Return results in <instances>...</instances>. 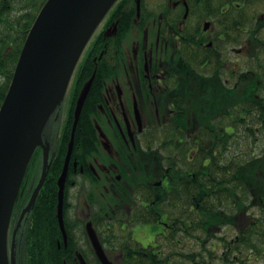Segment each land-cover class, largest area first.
<instances>
[{"label": "flooded vegetation", "instance_id": "flooded-vegetation-1", "mask_svg": "<svg viewBox=\"0 0 264 264\" xmlns=\"http://www.w3.org/2000/svg\"><path fill=\"white\" fill-rule=\"evenodd\" d=\"M134 1L132 29L120 37L115 17L101 23L93 37L102 33L106 45L83 54L95 69L75 89L65 153L56 157L66 112L55 147L43 133L34 152L11 216L14 264H102L99 249L111 264H210L218 246L225 263L241 255L242 214L212 233L205 222L195 227L194 195L180 199V187L197 165L209 167L197 156L212 134L243 131L241 102L227 116L225 96L264 81V0ZM91 79L80 116L86 105L92 133L75 144V108Z\"/></svg>", "mask_w": 264, "mask_h": 264}, {"label": "trees", "instance_id": "trees-1", "mask_svg": "<svg viewBox=\"0 0 264 264\" xmlns=\"http://www.w3.org/2000/svg\"><path fill=\"white\" fill-rule=\"evenodd\" d=\"M46 1L0 0V107L12 81L28 33ZM115 14L118 15L116 16ZM135 15L134 0H118L105 15L102 23L108 22V25H110V19L115 17L116 24H114L117 35L121 37L122 34H126L132 29ZM102 35V33L95 35L94 40L87 46L85 54L93 51V53H98L106 45ZM97 64L99 67L101 66V63L98 62ZM94 69L95 64H92V61L88 63L83 56L68 90V107L66 108V116L62 125L56 157H59L61 153H65L66 145L69 141V128L73 120V111L79 93V91L75 92L78 81H88ZM99 69L98 71H100ZM249 70L255 71L253 69ZM99 75L98 72L94 81ZM260 77L264 78V74H260ZM249 79L251 77L247 78V80ZM241 84L240 92L231 91L230 95L225 96V99L228 109L231 110L227 116L232 113L234 118L235 110L232 106L236 102H241L242 133L239 136L230 133L211 135L209 148L205 149L204 153L200 151L197 156L199 159H211L209 167L205 168L201 160L202 163L195 168V179L191 180L189 178V182L185 183V187H180L183 192V194H180V199L190 200L193 193L196 206L194 225L197 227L198 223L205 222L211 233L215 228L225 225H236V216L238 214H242L243 220L247 222L252 220L249 228L247 224H244L245 229H242L239 243L243 246L244 252L248 250L245 257L250 258L251 254L264 251V245H262L264 236L259 232L256 233L258 236L263 237V240L259 239L258 246L253 242L256 234L250 233L255 224L253 222L255 219L253 210L259 211L258 213L261 214L264 220V81L255 79L254 81H242ZM220 94L222 92L218 96ZM216 103V108H219V102ZM85 108L86 105L75 131V144L81 141L83 138L81 136H89L92 133L90 125L84 120ZM214 113H219V109L215 110ZM235 137H238V139L235 140ZM222 138H225L226 143L230 144L227 143L225 145L224 142H221ZM208 173L210 176L206 179ZM207 193L208 195H206ZM179 204H182L181 200H179ZM184 204L188 205L189 203L184 201ZM249 211L250 213L248 214ZM261 227H264V225H261ZM246 229L249 231L247 232ZM231 262V264H236L234 261ZM28 263L30 264V261ZM114 264H167V262L159 263L155 260H148L145 262L129 261Z\"/></svg>", "mask_w": 264, "mask_h": 264}, {"label": "water", "instance_id": "water-1", "mask_svg": "<svg viewBox=\"0 0 264 264\" xmlns=\"http://www.w3.org/2000/svg\"><path fill=\"white\" fill-rule=\"evenodd\" d=\"M116 1L47 0L28 33L0 107V264H14L8 257V232L27 166L35 149L44 147V129L86 45ZM91 81L77 101L72 136ZM64 178L65 172L59 179V208ZM98 254L102 264H111L100 249Z\"/></svg>", "mask_w": 264, "mask_h": 264}, {"label": "rangeland", "instance_id": "rangeland-1", "mask_svg": "<svg viewBox=\"0 0 264 264\" xmlns=\"http://www.w3.org/2000/svg\"><path fill=\"white\" fill-rule=\"evenodd\" d=\"M225 101H226V99H225ZM65 110H66V103H65V101H63V102L60 103L58 109L51 116L50 120L48 121V123H47V125L45 127V131H44L45 140L49 141L50 146L55 147V145H56V140H57L58 132H59V126H60V122L62 120L61 118L64 117V116L62 117V115L65 113ZM258 212L259 211H257V210H253V213H254L253 215L255 216V219H254L253 222L255 224H254V227H252V230H251L250 233H255L256 234L257 232H259L261 235L264 236V227H261V225H264V220L261 217V214L258 213ZM249 213H250V211L248 212V214ZM242 217H243V215H242ZM251 221L247 222V221L243 220V218H242V229L243 230L245 229V225L244 224H247V226L249 228ZM225 231L226 232H224V233L226 235V237H225L226 239H230V237L232 238L234 236L233 232H230L228 230H225ZM246 231L248 232L249 230L246 229ZM229 233H231V234H229ZM219 236H221V234H219ZM259 239L263 240V237L262 236H258L256 234L255 235V239H253L254 244L259 246V244H258ZM262 245H264V243ZM240 249H241V253H240L241 255L238 257V260H237L236 264H243V262H244V264H264V253L262 254V252H264V251H259V252L255 253V254H251L250 258H248V257H245L246 253L248 252V250H246L247 252H244L243 246L241 244H240ZM260 249H261V247H260ZM216 251L217 252H215L216 255L214 256V258L212 259V257H211L210 264H231L227 260H226L227 261L226 263H225V261L219 260V256L221 255L222 252L225 251V249L222 250V247L218 246ZM232 255H233V253L231 255H228V257H231ZM245 258L248 259V260H246ZM206 262H208V260Z\"/></svg>", "mask_w": 264, "mask_h": 264}]
</instances>
